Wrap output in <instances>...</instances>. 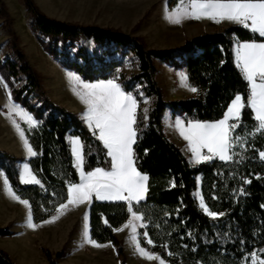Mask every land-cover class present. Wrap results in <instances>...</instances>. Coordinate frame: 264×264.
I'll list each match as a JSON object with an SVG mask.
<instances>
[{
  "label": "trees",
  "instance_id": "trees-1",
  "mask_svg": "<svg viewBox=\"0 0 264 264\" xmlns=\"http://www.w3.org/2000/svg\"><path fill=\"white\" fill-rule=\"evenodd\" d=\"M22 2L32 19L30 28L38 43L46 54L60 59L63 69L86 83L115 79L138 102L140 92L145 99H152L146 122L137 110L138 139L133 145L137 169L148 176L145 199L133 204L134 210L144 216V226L138 230L140 246L160 255L168 264H251L253 251L264 255L259 252L264 249V161L259 158V152L264 150V134H252L256 122L251 115L246 110L241 115L236 134L244 138L243 147L235 145L233 160H213L196 167H191L182 151L167 139L162 125L166 110L172 118L179 117L185 123L213 122L223 117L237 93L246 102L249 88L234 62L233 43L234 39L243 42L262 38L242 26H229L186 40L179 48L151 50L140 38L120 30L57 21L45 16L33 0ZM0 15L9 25L4 7ZM79 38L96 46L111 45L113 50L97 56L80 47L70 57L63 46ZM10 47L14 60L0 59V78L8 85L12 102L38 123L36 128L24 129V133L36 152L27 164L40 184L21 183L17 169L21 160L3 152L0 171L9 179L12 190L29 201L33 222L42 223L55 214L60 202L66 201V182H79L68 139L81 138L84 171L95 167L110 169V157L82 120L45 97L41 76L28 64L15 40ZM129 56L136 62V72L127 75L122 59ZM155 61L174 66L181 61L182 65L176 66L183 69L188 85L198 89L196 96L165 102L155 81ZM21 80L23 83L15 87ZM197 177L201 178L200 194L206 206L223 212V216L213 219L199 207L194 197ZM245 178L250 183L245 184ZM129 216L124 201L99 202L93 198L88 211L90 237L99 244L112 245L121 254L113 228L124 225ZM11 235L0 230V237ZM149 238L153 244L147 243ZM45 257L47 264H57L49 253ZM0 264L16 263L0 250Z\"/></svg>",
  "mask_w": 264,
  "mask_h": 264
},
{
  "label": "rangeland",
  "instance_id": "rangeland-1",
  "mask_svg": "<svg viewBox=\"0 0 264 264\" xmlns=\"http://www.w3.org/2000/svg\"><path fill=\"white\" fill-rule=\"evenodd\" d=\"M33 2L45 16L51 19L83 27L120 30L131 37L140 38L145 47L151 50L179 48L186 40L196 36L220 32L229 26H241L228 21L215 23L210 19H184L179 24L170 23L165 19V4L171 11L179 0H33ZM1 7H4L10 24L8 25L0 15V59L14 60L10 43L15 40L28 64L41 76L45 97L53 105L75 114L88 128L83 118L86 105L76 94L79 86L71 80L72 74L75 73L63 69L59 58H52L43 51L30 28L32 19L22 0H0V10ZM80 47L84 48L87 54L97 56L113 50L111 45L96 46L84 38H79L73 43L67 42L63 46L70 57ZM233 56L236 64L234 51ZM114 57L120 59L118 55ZM122 60L126 67L125 74L136 72V62L130 56ZM154 65L156 68L155 81L162 91V98L165 102L190 99L196 96V92H191L189 87L185 86L188 85L187 81L181 80V74L185 75V73L182 68L176 66L182 65L181 61H176L175 66L159 61H155ZM22 83L23 80L14 85L18 87ZM137 89L140 90V88ZM139 96L141 98L138 109L143 121L146 122L145 117L152 107V99H145L141 92ZM10 106L19 108L22 113H27L19 105L14 104L11 98L9 99V91L0 84V152L21 160L17 164L20 179L24 170L23 166L32 156L28 155L13 121L22 131L36 128L38 123L30 127L24 116L16 112L10 114ZM245 110L254 120V113L251 109L245 107L242 114ZM176 119L172 118L170 111H164L162 115L164 134L182 151L191 167L213 160L221 161L218 157H214L211 161L195 163L192 160L188 142L180 136L175 127ZM68 141L71 145V139ZM201 151L207 153V149ZM200 179V177L196 178V191L194 192L199 207ZM3 181L4 176H0V230H7L12 235L0 237V250L4 251L14 263L47 264L45 255L49 253L57 264H159V261L142 257L136 251L135 244L130 239V229L124 227L129 218L124 225L118 228L121 229L120 231H115V236L121 244V254L117 253L116 248L108 243L100 244L102 247L83 243L84 215L87 213L88 216L90 207L87 202L69 206L54 222L35 223L37 225L35 229L28 228L25 224L28 209L12 198L5 190ZM93 198L95 199L94 196ZM136 203L133 201V204ZM136 224V235L139 242L138 230L141 228V222H136ZM57 255H59L58 258Z\"/></svg>",
  "mask_w": 264,
  "mask_h": 264
},
{
  "label": "snow or ice",
  "instance_id": "snow-or-ice-1",
  "mask_svg": "<svg viewBox=\"0 0 264 264\" xmlns=\"http://www.w3.org/2000/svg\"><path fill=\"white\" fill-rule=\"evenodd\" d=\"M165 19L174 24H179L184 19H210L215 23L228 21L241 25L262 38L243 42L238 39L234 40L233 51L236 66L242 72L249 88L246 102L242 95L237 93L219 120L213 122L189 120L185 123L178 117L175 121V127L180 136L188 142L192 160L195 163L211 161L214 157H218L221 161H231L236 155L233 151L235 145L239 143L243 147L244 138L236 133L241 126L242 110L245 107L250 108L254 113L256 124L254 125L255 132L252 134H264V0H187V2L179 0L171 11L165 4ZM187 79L186 75L181 74L182 81H187ZM71 80L79 86L76 94L86 105L83 118L89 130L102 143L107 157H110L111 166L110 169L95 167L90 171H84L83 143L81 138L72 137L71 154L74 158L73 166L79 173V182H66V201L60 202L55 207L56 215L42 223L54 222L69 206H77L85 202L91 204L93 196L98 201H124L130 214L124 227L130 229V239L135 244L136 251L142 257L149 260L155 259L159 261V264H166L160 255L146 251L137 241L136 222H141V227H143L144 216L134 210L133 201L138 204L145 199L148 180V176L137 169L133 149L138 139L137 109L139 102L137 98L125 91L115 79L86 83L79 76L72 74ZM0 84L7 89L8 85L3 78H0ZM185 86L189 87L191 92L198 91L196 87L187 84ZM11 112L24 116L30 127H34L37 123L31 115L22 113L15 106H10V114ZM13 125L17 128L28 155L35 156L36 152L24 138V132L15 121ZM202 149H207V153H202ZM145 151L147 153V150ZM259 158L264 161V150L259 152ZM23 169L20 175L21 183L40 184V180L33 175L27 164L23 166ZM0 176H4L5 190L14 200L28 209L25 218L26 226L35 229L37 225L33 222V212L29 201L22 199L12 190L9 179L3 172H0ZM244 183L247 184L250 181L245 178ZM171 185L175 186L174 180ZM241 192H244L243 188ZM200 207L207 216L213 219L224 215L223 212L211 211L202 198ZM87 219L88 216L85 213L82 242L94 247H102L90 237ZM104 222L108 223L107 220ZM120 230L113 228V231ZM148 235L147 232L144 233L145 237ZM147 243L153 244V241L149 238ZM259 252L264 253V249H260ZM250 258L251 264H264V255L258 254L257 251H253Z\"/></svg>",
  "mask_w": 264,
  "mask_h": 264
},
{
  "label": "crops",
  "instance_id": "crops-1",
  "mask_svg": "<svg viewBox=\"0 0 264 264\" xmlns=\"http://www.w3.org/2000/svg\"><path fill=\"white\" fill-rule=\"evenodd\" d=\"M23 132H24V131H23ZM24 134H25V133H24ZM24 137H25V139H27L26 136H24ZM27 141H28V140H27Z\"/></svg>",
  "mask_w": 264,
  "mask_h": 264
}]
</instances>
